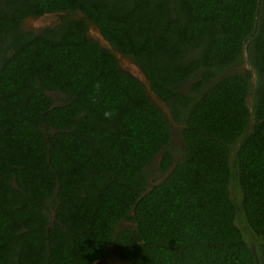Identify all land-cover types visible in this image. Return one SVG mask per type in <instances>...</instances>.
<instances>
[{
    "label": "trees",
    "instance_id": "16d2710c",
    "mask_svg": "<svg viewBox=\"0 0 264 264\" xmlns=\"http://www.w3.org/2000/svg\"><path fill=\"white\" fill-rule=\"evenodd\" d=\"M258 6L0 0V264H109L111 248L125 264H264ZM48 14L62 22L24 31ZM91 25L183 126L178 162L172 122ZM159 156L173 169L148 190Z\"/></svg>",
    "mask_w": 264,
    "mask_h": 264
},
{
    "label": "rangeland",
    "instance_id": "374dc122",
    "mask_svg": "<svg viewBox=\"0 0 264 264\" xmlns=\"http://www.w3.org/2000/svg\"><path fill=\"white\" fill-rule=\"evenodd\" d=\"M73 17L79 18L80 15H74ZM62 22L61 19L58 18L57 15L54 14H48L46 16L40 17V18H29L26 19L23 22V29L24 31H30L33 32L35 34H39L40 32H42L45 29L48 28H53L56 25L60 24ZM101 33L98 30V28H96L94 25L90 26V32H89V36L91 38H93L96 41H99L103 46H105V44L102 43V39H101ZM107 47V46H105ZM115 54V53H114ZM116 55V54H115ZM118 63L120 68L125 71L127 74H130L131 71H133V68L131 66V64L136 65L137 67H139L136 63H134L132 60H129V58L124 57L120 54L116 55ZM247 66V64H246ZM248 68V67H247ZM245 70V66H238L235 68V71L237 72H243ZM139 75V73H138ZM149 97L151 98V100L163 111V113L167 116V112L170 113L169 108L167 106V103H164L160 97L154 93H150ZM182 128L183 126L181 124L178 123H172V136H173V141H172V147L176 150V155L174 157V162H178L179 160L182 159V153L184 151V142H183V137H182ZM159 161H160V156L157 159V162L153 163L152 166L150 167V180H149V187L148 190L152 189V187L154 185H157L161 182H163L166 177H167V173L163 174L161 173L160 167H159ZM130 224L128 223H121V225L119 226L118 230L122 229L123 227H127ZM242 229L245 232H248V229L246 227H242ZM109 264H125L122 260H120L113 248H111L106 255V259H105Z\"/></svg>",
    "mask_w": 264,
    "mask_h": 264
},
{
    "label": "water",
    "instance_id": "95a60500",
    "mask_svg": "<svg viewBox=\"0 0 264 264\" xmlns=\"http://www.w3.org/2000/svg\"><path fill=\"white\" fill-rule=\"evenodd\" d=\"M261 2H262V0H259V6H258L259 8H260V6H261ZM258 14H259V12H257V15H256L257 23H258ZM54 15H55V14H54ZM256 29H257V26H256ZM100 36H101V39H102V40H101L102 43L105 44V46H107L108 49H110L111 51H113V53H115L116 55L119 54V56H120V53H119L118 51H116V50L113 49V47L110 45V43L107 42V41L104 39V37L102 36V34H101ZM251 42H252V39L250 40L249 44H247V46L245 47V52H244L245 60H246V62H247V67H248L249 69H251V65H250V62H249L248 49H249V45H250ZM127 58H128V57H127ZM129 60H131V59L129 58ZM131 66H132V68H133V71H131V73H130L129 75L132 76V77H134L135 79L139 80V81L143 84V86L145 87V89H146L148 95H149L150 93H154V92L151 90V84H150V81H149V79L147 78V76L145 75V73L143 72V70L141 69V67H140V66L137 67V66L134 65V64H131ZM119 67H120V66H119ZM138 73H139V75H138ZM255 82H256V77H255V75H254V76H253V87H254V85H255ZM154 94H155V93H154ZM251 98H252V96L250 95L248 106H249V104H250ZM165 116H166V115H165ZM166 117L168 118V120H169L170 122H172V123L174 124V121H173V119H172V115H171L169 112H167V116H166ZM172 169H173V168H172ZM172 169L170 170V172L172 171ZM170 172L167 173V176L169 175ZM254 254H255V259H256V261L258 262V258H257V256H256V253L254 252Z\"/></svg>",
    "mask_w": 264,
    "mask_h": 264
},
{
    "label": "clouds",
    "instance_id": "9594fccd",
    "mask_svg": "<svg viewBox=\"0 0 264 264\" xmlns=\"http://www.w3.org/2000/svg\"><path fill=\"white\" fill-rule=\"evenodd\" d=\"M105 115L107 116V115H110V114L109 113H106Z\"/></svg>",
    "mask_w": 264,
    "mask_h": 264
},
{
    "label": "flooded vegetation",
    "instance_id": "af4514ba",
    "mask_svg": "<svg viewBox=\"0 0 264 264\" xmlns=\"http://www.w3.org/2000/svg\"><path fill=\"white\" fill-rule=\"evenodd\" d=\"M46 16V15H45Z\"/></svg>",
    "mask_w": 264,
    "mask_h": 264
}]
</instances>
